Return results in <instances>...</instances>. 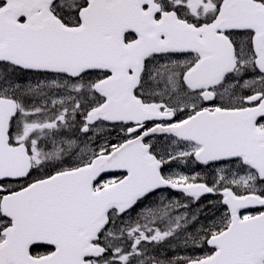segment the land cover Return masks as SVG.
<instances>
[{
    "label": "snow or ice",
    "instance_id": "1",
    "mask_svg": "<svg viewBox=\"0 0 264 264\" xmlns=\"http://www.w3.org/2000/svg\"><path fill=\"white\" fill-rule=\"evenodd\" d=\"M0 264H264V0H0Z\"/></svg>",
    "mask_w": 264,
    "mask_h": 264
}]
</instances>
